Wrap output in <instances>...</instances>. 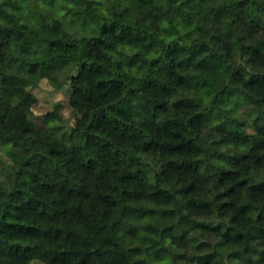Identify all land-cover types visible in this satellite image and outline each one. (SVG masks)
I'll return each mask as SVG.
<instances>
[{"label": "trees", "instance_id": "16d2710c", "mask_svg": "<svg viewBox=\"0 0 264 264\" xmlns=\"http://www.w3.org/2000/svg\"><path fill=\"white\" fill-rule=\"evenodd\" d=\"M109 12L0 0V264H264V0ZM43 79L67 134L31 118ZM209 112L234 162L206 159Z\"/></svg>", "mask_w": 264, "mask_h": 264}, {"label": "rangeland", "instance_id": "374dc122", "mask_svg": "<svg viewBox=\"0 0 264 264\" xmlns=\"http://www.w3.org/2000/svg\"><path fill=\"white\" fill-rule=\"evenodd\" d=\"M43 5L58 4L64 7L84 9L86 6L92 7L96 14L104 18L110 17L109 7L114 0H35ZM28 90L35 96L37 103L31 109V118L35 125L43 127V117L55 111L61 121L60 126L63 133L67 134L69 128L74 126L75 116L68 105L70 89L68 84L60 88L52 85L48 80H41L35 87ZM56 106L59 108L56 110ZM227 130L225 123L215 117L212 113H207L203 128L199 134L202 146L205 150L206 159L216 160L223 163H231L235 158L227 154L226 147L222 141L223 133ZM12 162L0 152V183L8 182L7 175ZM206 226L216 223L214 217H204L201 219ZM8 249L0 247V256L8 255Z\"/></svg>", "mask_w": 264, "mask_h": 264}]
</instances>
